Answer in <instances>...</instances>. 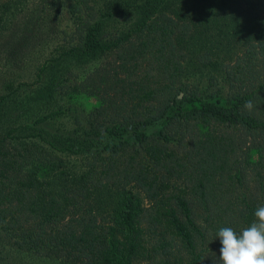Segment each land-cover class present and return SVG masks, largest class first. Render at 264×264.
<instances>
[{
	"label": "trees",
	"instance_id": "1",
	"mask_svg": "<svg viewBox=\"0 0 264 264\" xmlns=\"http://www.w3.org/2000/svg\"><path fill=\"white\" fill-rule=\"evenodd\" d=\"M20 1L0 5V35ZM33 12L30 26L46 13L70 33L46 89L94 101L1 129L0 232L44 264H220L218 230L240 232L264 206V0H39ZM72 58L100 62L71 83Z\"/></svg>",
	"mask_w": 264,
	"mask_h": 264
},
{
	"label": "rangeland",
	"instance_id": "2",
	"mask_svg": "<svg viewBox=\"0 0 264 264\" xmlns=\"http://www.w3.org/2000/svg\"><path fill=\"white\" fill-rule=\"evenodd\" d=\"M8 2L0 0V5ZM38 3L39 0H21L16 4L15 12L7 15L11 25L0 35V131L12 126L17 115L26 114L25 119L36 112L47 111V107L66 104L71 97L72 102L86 108L94 101L77 92L62 94L56 86L50 91L46 89V85L62 80L60 72H56L62 65L55 58L58 56V47L65 44L70 33H63L64 20L46 13H41L38 19L40 26H30L27 21L35 17L33 10ZM48 61H53L55 67L47 68L40 79V69ZM99 62L73 58L67 60L63 63L67 67L66 78L71 83L82 81ZM64 122L71 126L67 119ZM12 260L44 264L43 257L31 255L25 250L17 251L14 244L0 232V264H12Z\"/></svg>",
	"mask_w": 264,
	"mask_h": 264
},
{
	"label": "clouds",
	"instance_id": "3",
	"mask_svg": "<svg viewBox=\"0 0 264 264\" xmlns=\"http://www.w3.org/2000/svg\"><path fill=\"white\" fill-rule=\"evenodd\" d=\"M244 106L251 110L253 103L246 101ZM254 216L250 226L240 232L231 227L218 230L220 264H264V206L258 207ZM213 264L216 262L213 261Z\"/></svg>",
	"mask_w": 264,
	"mask_h": 264
}]
</instances>
